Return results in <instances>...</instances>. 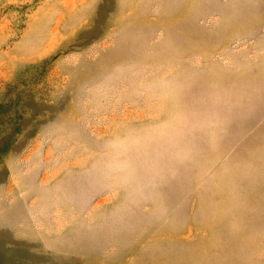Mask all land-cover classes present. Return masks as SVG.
I'll return each instance as SVG.
<instances>
[{"label": "rangeland", "instance_id": "374dc122", "mask_svg": "<svg viewBox=\"0 0 264 264\" xmlns=\"http://www.w3.org/2000/svg\"><path fill=\"white\" fill-rule=\"evenodd\" d=\"M0 264H264V0H0Z\"/></svg>", "mask_w": 264, "mask_h": 264}]
</instances>
